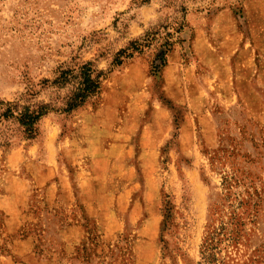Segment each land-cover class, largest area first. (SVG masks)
<instances>
[{
	"label": "rangeland",
	"instance_id": "374dc122",
	"mask_svg": "<svg viewBox=\"0 0 264 264\" xmlns=\"http://www.w3.org/2000/svg\"><path fill=\"white\" fill-rule=\"evenodd\" d=\"M179 19L163 66L111 67ZM81 63L112 70L97 99L0 125V264H201L214 231L264 264V0H0V108Z\"/></svg>",
	"mask_w": 264,
	"mask_h": 264
},
{
	"label": "trees",
	"instance_id": "16d2710c",
	"mask_svg": "<svg viewBox=\"0 0 264 264\" xmlns=\"http://www.w3.org/2000/svg\"><path fill=\"white\" fill-rule=\"evenodd\" d=\"M184 11L181 8L180 12L184 13ZM172 24L174 27L157 25L145 32L141 38L129 42L126 48L115 55L111 67H119L124 61L132 59L135 55H141L144 50L154 44H159L157 47L160 51L154 56L150 69L154 72L158 68L155 65L156 60L163 66L165 56L175 45L173 34L170 31L173 30L175 34H179L183 29V20H176ZM110 72L112 70L107 74ZM107 74L94 68L91 63L59 67L54 80L42 83V90H50L52 95L48 103H32V98L22 99L21 103L5 102L0 108V125L3 122L15 124L22 138L32 140L37 136V125L43 117L51 113L70 115L97 99L100 95L102 81ZM218 237L219 234L214 231L204 238L201 264H221L216 258Z\"/></svg>",
	"mask_w": 264,
	"mask_h": 264
}]
</instances>
